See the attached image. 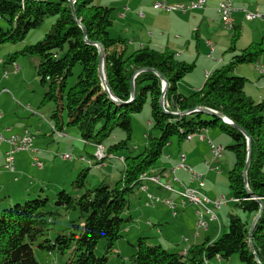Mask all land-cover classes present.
<instances>
[{"label":"trees","instance_id":"1","mask_svg":"<svg viewBox=\"0 0 264 264\" xmlns=\"http://www.w3.org/2000/svg\"><path fill=\"white\" fill-rule=\"evenodd\" d=\"M112 12V7L95 5L94 0H0V20L7 26L5 30L0 26V44L22 41L45 18L55 17L43 39L25 45L19 53L9 54L4 63L14 64L18 54L38 56L36 74L45 89L40 104L53 102L56 105L49 125L63 133L60 111L64 107L66 125L76 128L84 144L90 143L94 147L103 144L107 156H122L124 163L119 180L109 184L103 179L93 189L83 190L87 169L81 170L73 181V187L79 191L76 194L58 191L53 199L54 211L46 209L49 198L40 195L13 205L2 204L5 199H0V264H38L34 245L48 253L61 255L71 249V256L65 264H106L108 254L122 238L124 224L132 221L126 213L130 203L128 197L138 190L140 175L157 168L163 149L172 137L183 141L188 134L210 129L228 135L233 142L227 146L235 156L228 173V186L233 207L243 215L229 213L227 229L214 239L207 237L202 243L190 246L185 254L170 252L160 244H150L147 237L139 236L129 263L222 264L216 260L228 261L237 255L242 264H264V209L252 229L249 243V228L260 204L249 196L242 175L247 153L246 136L217 115L210 116L197 110L183 114L197 107H206L245 131L251 141L247 186L264 205V102L249 97L244 91L247 79L233 73L238 64H253L264 53V37L236 53L235 44L240 33L239 28L234 27L228 47L233 53L230 61L213 69L199 90L183 94L178 89V82L193 71L194 63L177 59L167 49L148 46L127 54L125 38L112 37L109 33L113 24ZM96 44L103 49L105 80L116 101L102 86ZM77 64L81 71L68 88L67 79ZM17 70L15 65L14 71ZM4 76H8L6 70ZM161 77L166 81L164 109L159 102ZM132 86L135 91L133 99ZM148 99L150 125L156 133L148 134L142 152L132 155L128 147L132 132L131 114L140 112ZM117 128L123 132L124 138L105 145ZM122 151L129 153L122 155ZM81 158L83 162L90 159ZM60 208L74 211L77 218L53 239H44ZM101 239L105 241L104 253L97 256L94 250Z\"/></svg>","mask_w":264,"mask_h":264},{"label":"rangeland","instance_id":"2","mask_svg":"<svg viewBox=\"0 0 264 264\" xmlns=\"http://www.w3.org/2000/svg\"><path fill=\"white\" fill-rule=\"evenodd\" d=\"M117 1L118 0H94V4L113 8V24L109 28V33L112 37L122 36L123 38H125V40L127 41V54H129L137 48L134 46H130V43L132 42V40H137V37L139 35L149 34V32L153 33L154 35H158L159 33L153 30L154 24L149 23L153 20L152 18L146 19L143 17H138L134 18L133 21L120 20V13H124L123 11L121 12V9L123 8V4L126 1ZM233 1L235 5L240 4L241 6H243L242 8L246 7L245 9L247 10L254 8L252 10L261 13L260 7L256 8L254 4L248 3V0ZM155 10L162 12L159 9ZM143 12L146 15L145 11ZM236 13H238L242 17V22L244 21V23H246L244 25L248 27L250 31V27L249 25H247L250 21H247L242 13ZM239 15L238 17H240ZM259 19L260 18H258L256 21H258ZM159 21H161L163 25L167 26L166 31H163L165 32V36L161 38V40H163L166 36H173V33L171 31V21L169 19H163ZM54 22L55 17H47L44 19L42 24H40L36 28L31 29L25 35L22 41H18L16 43L5 42L0 44V59L3 61V63L0 64V111L3 113L2 116H0V123H3L5 127L8 126L12 128L13 132H18V130L20 131L23 128L29 129L32 133L35 134L33 148L39 149V152L35 154H30V152L28 151L16 153V157L22 156L20 168H18V160L15 157V172L5 173L10 174L8 175L11 180L12 178L14 179V177H16L17 179H19V182H21V184L15 186L16 189L14 190V192L19 194H26V191L28 190L29 196L26 197L27 199L34 197L36 198L38 195H40L41 198H49V203L46 209L51 211L55 210V206L53 205V199L58 191L65 190L69 194H76L79 191L77 188L73 187V181L81 170L87 169L86 185L83 189L85 190L97 187L103 179H106V182H108L109 184H114L117 180H119L122 169V165L120 162L117 163L116 166L112 169L108 166L105 169L99 170L93 166H89L87 162L79 160L80 156L91 158V155H93L95 152V147L93 146V144H84L83 141L81 142L80 137H78L76 128L73 126L66 125L67 115L66 110L63 107L64 100H62L61 102L63 109L60 111V116L63 120L64 134L59 136L56 132H51V128L49 125L51 124L50 116L55 110L56 105L53 102H49L44 105L40 104L45 89L40 85L36 74L38 56L18 54L15 58L14 64H4L9 54L19 53L25 45L33 44L43 39L45 34L49 31L51 25ZM0 26L4 30L7 28L5 22L2 19L0 20ZM223 34L226 35V33L224 32ZM192 40L195 41V38L193 37ZM204 45L205 40L203 39L202 44L199 47L200 56L197 57L195 61L188 62H193L195 65L191 73H197L200 69L204 73L202 65H205L207 62H209V60L207 59V55L210 54L209 50L206 51ZM229 45L230 41L228 39L226 47L227 54L230 53V51L228 50ZM179 47V50L190 51V49L185 50L184 45H180ZM173 48H175L176 50V47ZM15 65L18 66L17 71H14ZM5 70L8 72V76H4ZM80 71L81 66L79 64L75 65V67L73 68L72 75L69 76L67 79L68 88L75 83L76 77ZM191 73L185 75L182 80L187 81ZM150 121L151 112L148 99L140 112L131 114L132 132L131 137L128 140V147L132 155L142 152V150L147 144L148 134L154 135L156 133L155 130L151 128ZM214 132L219 134L218 130H214ZM221 135L223 138L225 136L227 140H221L220 142H216V144H222L224 150L222 151V155L217 158V161L219 163H214L210 168L211 172L205 174L203 178L205 182V188L203 187V191L205 190L209 196L212 192L214 194L213 200L217 199L218 197H221L224 201L226 198V202L215 210L217 218L209 223L211 226H215L217 229V226H219L221 229L220 232H223L225 229H227V218L229 213H237L240 216H242L243 213L233 207V199L231 197V192L228 186V173L233 167L235 156L233 151L228 149L227 146L231 145L233 142L228 135L222 132ZM123 138V132L117 128L114 130L112 135L105 141L104 144L108 145L117 142ZM176 142V137L174 136L171 138L170 143L165 146L161 154V158L159 160L160 164H169V158L166 157L167 154L176 158ZM65 153L71 154L73 156V160H63L61 158V155ZM121 153L122 155H126L129 152L122 151ZM33 155L36 156L42 163L41 168L33 165ZM206 162H210L209 159H206ZM165 167L169 168L168 166ZM171 168L175 169V167ZM170 169H167L168 172L162 174V176L170 174L172 170ZM192 170L197 173H201L200 171L195 170L193 168ZM186 174L188 175V177ZM186 174L181 175L179 172H177L176 177L178 181L176 182L172 181V178L162 177V183L164 185L170 184L176 189V191L182 190L184 188L183 185H187V179L190 176L188 173ZM182 180H184L185 183H182ZM42 186L45 187V189L41 192L40 187ZM148 189L149 192L153 193V195H158L161 198H163L164 196L173 197V193L170 191H163L158 193V188L154 185H149ZM128 198L130 201L129 206L131 207L130 209L132 211L131 215L133 220L131 222L125 223L123 228H126V226L128 227V229L132 228V232L128 233L127 231H124V229H122V238H120L115 243L114 249L108 254L106 264H130L129 256H131L136 251L134 245L139 234L147 236L149 238L150 244L160 243L164 247H167V241L170 240L174 242L176 240V245H179L182 240L183 242H187L188 239L191 240L194 230H192V221L194 220V214L193 206H191V204H186L184 209L178 207L176 209L177 214L175 218L172 217V210H169L170 208L167 205L157 203L159 206L161 205L160 207L163 210L166 211L165 218L161 219L160 213H158L159 210H154L155 208H147L146 202H149V200L146 198L145 193L139 191V189L131 193ZM27 199H22L21 201H19V203H23ZM138 201H140L139 206ZM17 202L18 201L12 203L11 205ZM149 204L151 203L149 202ZM159 206L156 207L158 208ZM58 211L59 215H56L54 219L55 223L51 225L46 236L43 237L44 239H53L57 233L61 232L65 227H68L71 224V221L77 218V215L74 211L69 212L62 208H60ZM138 214H140L141 216L143 215L145 220L147 218L149 223L148 225H150L148 227L144 226L142 228V233H137L134 228L135 226H139L136 223V218ZM209 231L211 233L212 228H210ZM213 234L214 233H212V236H214ZM185 237H187L188 239ZM104 246L105 241L101 239L97 243L94 250L97 256L103 255ZM172 248V251L170 252H174L173 250L175 249ZM177 250L178 248L176 247V252L179 251ZM187 251H183L182 254H185ZM33 252L38 261V264H65L68 258L71 256V249L63 255L56 252H52L49 254L48 251L41 250L36 245L33 246ZM222 264L242 263L240 262L237 255H233L228 261H223Z\"/></svg>","mask_w":264,"mask_h":264},{"label":"crops","instance_id":"3","mask_svg":"<svg viewBox=\"0 0 264 264\" xmlns=\"http://www.w3.org/2000/svg\"><path fill=\"white\" fill-rule=\"evenodd\" d=\"M121 1H126V2L123 4L124 6L121 9V12L123 11L124 13H120V16H119L120 20L133 21L134 18H138V17H143L146 19L152 18L153 20L149 23H153L154 24L153 30L159 33L158 35H154L153 33L149 32V34L139 35L137 37V40H132V42L130 43V46L132 47L134 46V47L140 48L143 46L144 47L148 46L150 48H154L157 50L167 49L171 51L177 59L183 60L188 63L189 61H195V59L200 56L199 47L201 46L203 39L205 40L204 47L206 51L209 50L210 52V54L207 55L208 58L206 57L209 60V62H207L205 65H202V68L204 69V73L200 69L197 73H191L187 81H183L182 80L183 78H182L178 82V89L183 94H189L195 90H199L204 84L206 73H211L213 69L219 67L220 65L227 64L230 61L233 53L230 52L229 54H227L226 47H227L228 39L230 41V36H232V33L234 32V27H238L239 28L238 30L240 33L237 39L238 41L235 44L236 53H238L241 49L248 46L250 43L258 42L264 37V17L260 18L258 21H256L257 19H255L254 21L252 20L248 22L247 25H249L250 27V31H249L248 27L244 25L246 23H244V21L242 22V17L238 13H236V12H240L243 14V12L236 11L233 13L232 27L228 28L224 26L219 16V13L216 10L218 2L221 0H206V4L203 8L195 9L187 13L166 12L162 10H161L162 12H159L158 10H155L153 8V3L157 0H118L117 2H121ZM168 1L169 2H189L191 0H168ZM231 1H232L233 6L236 9L243 7L240 4H236L237 5L236 6L234 1L233 0ZM247 2L254 4L256 8L260 7L261 9L260 11L264 15L263 13L264 12V0H248ZM252 9H248V10H252ZM139 11H141L142 16L139 15ZM143 11H145L146 15L144 14ZM238 15L240 17H238ZM163 19H169L171 21L172 23L171 31L173 33V36H166L163 40H161V38L165 36V32L163 31H166L167 29V26L163 25L161 21H159ZM223 32L226 33V35L223 34ZM193 37L195 38V41L192 40ZM209 43L212 44V49ZM180 45H184L185 50L190 49V51L179 50ZM173 47H176V50ZM261 69H264V53H262L258 57L257 61L253 64H245V63L238 64L233 72L234 74L245 77L247 79L245 87H244V91L249 97H251L256 102H264V72L261 73L260 72ZM0 113H1L0 116H2L3 113L1 111ZM5 128L6 127L3 125V123H0V131H3ZM25 129L26 128H23L20 131L18 130V132H13L11 128V132L16 133V134H22ZM214 130L217 131V129H210V130L202 131L201 133L193 134L189 140L188 139H184L183 141L176 140L177 141L176 142V158L167 154L166 157L169 158L168 159L169 164L167 165L166 163H163V164L159 163V165L157 166V170H159L162 174H164L168 172L167 169H170L171 167H175V171H174L175 176L177 172H179L181 175L186 174L187 172L183 168L179 167V164H180L179 155L180 153H184L186 156V159H185L186 165L189 164L188 166L192 167L195 170L200 171L202 174V178H204L205 174H208L211 172L210 170H208L206 166V159H209L210 162L208 163H211V164L219 163L217 159L213 158L210 152V146L208 144V139L214 144H216V142H220L221 140H225V141L227 140L225 136L224 138L222 137L221 132L219 130H218L219 134L215 133ZM263 140H264V128H263ZM7 150H8L7 143L0 144V199H3V198L5 199L2 201V204H10L15 201H21L22 199H27L26 197L29 196L28 190L26 191V194H19V193L14 192V190L16 189L15 186H18L19 184H21V182H19V179H17L16 177H14V179L12 178L13 180L12 182V180L9 177L10 174L5 173L8 171L3 167V162H4L5 152ZM36 151H39V149L34 148V151L32 152L30 151V154L31 153L35 154ZM33 157H36V156L33 155L32 159ZM81 157L82 156L79 157L80 161H82ZM16 158L18 160V168H20L22 156H18ZM119 162L122 165V169H121V176H122L124 163L119 159L118 155L116 154H114L113 157L106 160L105 162L106 166L103 169L107 168L108 166L112 169ZM165 166H168L169 168H166ZM171 176H172V173L167 174L166 176L164 175L163 177L171 178ZM104 180L106 181V179ZM182 183H185V181L182 180ZM191 185H194V184L190 182V177H189L187 179V185H183V186H191ZM44 189L45 187L43 186L40 187L41 192ZM158 191H159L158 193H160L166 190L158 189ZM204 192L209 198L214 197V194L212 192L210 193V196L206 193L205 190ZM172 198H174L176 201H179V197L176 194L173 195ZM139 202L140 201H138V206L140 204ZM147 203L148 201L146 202L147 208H151V209L155 208L154 210L156 209L159 210L158 213H160V218L161 219L165 218L166 211L160 207L161 205L160 206L158 204L151 205ZM186 204H191V203H186ZM156 206H159V207L157 208ZM191 206H193V214H194V220L192 221L193 223L192 230L193 229L194 230H193L191 240L185 237L188 239V241L183 242L182 240V242L179 245L177 244L178 246L176 245V240L175 242L171 240L167 241V244H166L167 247H164L160 243H155V244H160L164 248L168 249L169 251H172L171 248L173 247L172 249H175L173 250L174 252H176V247H177L179 250L177 251L179 253H183V251H187L190 246L202 243L207 237L214 239L219 235L221 229L217 225L216 226L218 227V229L215 226H211L210 224L207 230H201V229L196 228L195 221H196L197 207L194 204L193 205L191 204ZM130 208L131 207L129 206V211H127L126 213L132 218V215H131L132 211ZM182 208L184 209L185 206ZM172 217L176 218V215L174 216L172 215ZM136 220H137L136 223L139 225V226L134 227L137 233H142L143 232L142 228L144 226L145 227L150 226L148 225L149 223H148L147 218L145 220L143 215L141 216L140 214H138ZM210 228H212L211 233L209 231ZM124 231H127L128 233H130L132 232V228L128 229V227L126 226V228H124ZM212 233H214L213 234L214 236H212ZM140 235L141 234H139L137 237H139ZM141 236L147 237V236H144L143 234ZM148 241H149V238H148ZM216 263H222V261L220 259H217Z\"/></svg>","mask_w":264,"mask_h":264},{"label":"built area","instance_id":"4","mask_svg":"<svg viewBox=\"0 0 264 264\" xmlns=\"http://www.w3.org/2000/svg\"><path fill=\"white\" fill-rule=\"evenodd\" d=\"M206 0H193L190 2H167V0H157L153 3V7H157V9L166 11V12H179V13H186L188 11H192L195 9H201L205 6ZM217 12L221 18V21L224 26L230 28L233 25V13L236 11L243 12V15L246 20L252 21L254 19L262 18L264 15L255 10H247L244 8L236 9L233 4H230V0H223L219 2L217 5ZM139 15L142 16V13L139 12ZM211 49L212 44L209 43ZM1 62V60H0ZM258 69V68H257ZM261 73L264 72V69L260 70ZM210 73H206L205 77L207 78ZM54 129H56L54 127ZM197 132V133H201ZM196 134V133H194ZM63 135L62 132L59 131V136ZM193 134L186 136L185 139H190ZM35 138V134L31 133L29 130H25L22 134H16L11 132L10 127H6L3 131H0V144L7 143L8 150L5 152V161H4V168L8 172H15L14 160L15 154L17 152L22 151H34L33 140ZM208 144L210 146V152L214 159H217L222 155V151L224 150L223 145L221 144H214L208 139ZM95 148L99 150V156H107L105 146L103 144H96ZM113 157V154H109L107 158ZM63 160L72 161L73 156L71 154L65 153L61 157ZM180 164L179 167L183 168L190 176V182L194 185L186 186L189 188V196L179 197V201H177V205H170V199H163L160 196L161 203L167 205L171 210L172 214L176 215V209L182 208L185 206L186 203L194 204L196 209V222L195 226L197 229H208L209 223L214 220V210L218 209L222 204L226 202V198L223 201V198L218 197L217 199L213 200L210 198V204H203V197H208L205 192L203 191L204 181L202 178L201 173H197L192 170V168L185 163V155L182 153L180 154ZM119 159L123 162V157H119ZM88 163V159H86ZM89 164V163H88ZM33 165L42 167L41 162L37 157H33ZM90 165V164H89ZM213 164L206 162V166L208 170H211ZM106 166L102 164L101 167L98 169H103ZM174 168L171 170L173 180L178 181L177 177L174 174ZM148 175L150 176V170L147 171ZM155 181L159 182V179L152 178ZM140 180V179H139ZM139 191L145 193V191H149L146 187H139ZM159 189L169 191L167 185L163 183H159ZM186 240V239H185Z\"/></svg>","mask_w":264,"mask_h":264},{"label":"water","instance_id":"5","mask_svg":"<svg viewBox=\"0 0 264 264\" xmlns=\"http://www.w3.org/2000/svg\"><path fill=\"white\" fill-rule=\"evenodd\" d=\"M96 46L98 48V53H99V55H98L99 75H100V79H101L102 86L105 89V91L109 94V96L114 101H116L115 98L113 97V95L111 94V92L109 91L108 86H107V83H106V80H105L104 61H103V49H102V47L99 44H96ZM165 89H166V81L162 78V96H161L159 102H160V106L163 109H164V93H165ZM134 94H135V91H134V88L132 86L131 87V99H133ZM195 110L200 111V112H203V113H207L210 116L217 115L220 118L221 121H223L225 123H228V124H230L231 126H233L235 128H238L246 136L247 153H246V161H245V166H244L243 174L242 175H243L244 183L246 184V189L248 191L249 196L251 198L256 199L258 201V203L260 204L259 211L257 212V214L255 215V217L253 218L252 223H251L250 228H249V243L251 244V235L250 234L252 232V229H253L256 221L258 220L259 216L263 212L264 205H263L261 199L257 198L255 196V194L247 186V170H248V167H249V164H250V159H251V141H250V138L247 136V134L245 133V131L242 128L238 127L236 124H234L232 121H230L227 117L220 116L215 111H213V110H211L209 108H206V107H197L194 110L185 111V112H183V114H188V113H190L192 111H195Z\"/></svg>","mask_w":264,"mask_h":264},{"label":"bare ground","instance_id":"6","mask_svg":"<svg viewBox=\"0 0 264 264\" xmlns=\"http://www.w3.org/2000/svg\"><path fill=\"white\" fill-rule=\"evenodd\" d=\"M167 2L169 1L167 0ZM230 4H232L231 0H230ZM153 8L157 9V7H153ZM50 128L59 135V131L54 129L53 125H50ZM62 156L63 155H61V157ZM106 158L107 156H99V150L98 148H95V152L92 155V158L88 159V163L90 164V166H94L95 168L98 169V167H101L102 164H105ZM162 177H163L162 173L159 170H157V168L150 169V176L148 175L147 171L143 172L139 177L140 179L139 187H146L148 189L149 185H154L159 189V183H162ZM152 178L159 179V182L153 180ZM172 181L176 182V180H172ZM167 188H169V191L172 192L173 195L176 194L178 195V197L189 196V188H187L186 186H184L182 190H177V191L170 184L167 185ZM145 196L152 205L161 203L160 197L158 195H153L152 192L145 191ZM163 199H170V205H177V201L172 197L164 196ZM149 202L147 204H149ZM203 204H210V198L203 197ZM214 219H216L215 210H214ZM201 230H207V229H201Z\"/></svg>","mask_w":264,"mask_h":264}]
</instances>
